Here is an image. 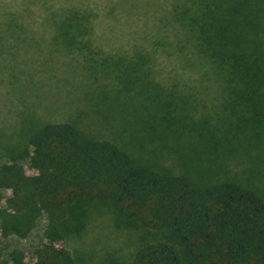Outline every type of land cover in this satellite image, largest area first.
Instances as JSON below:
<instances>
[{
  "label": "trees",
  "instance_id": "16d2710c",
  "mask_svg": "<svg viewBox=\"0 0 264 264\" xmlns=\"http://www.w3.org/2000/svg\"><path fill=\"white\" fill-rule=\"evenodd\" d=\"M38 2L39 34L28 4L0 10V84H32L16 57L48 33L78 57L97 113L23 111L16 137L0 126L3 234L45 217L33 260L0 245V264H80L56 241L101 210L151 235L129 264H264V0H170L130 53L94 43L88 6ZM161 53L179 70L164 73Z\"/></svg>",
  "mask_w": 264,
  "mask_h": 264
},
{
  "label": "rangeland",
  "instance_id": "374dc122",
  "mask_svg": "<svg viewBox=\"0 0 264 264\" xmlns=\"http://www.w3.org/2000/svg\"><path fill=\"white\" fill-rule=\"evenodd\" d=\"M169 1L51 0L53 6L80 3L91 8L94 11V43L106 51L128 53L131 52L133 43L146 42L152 35L156 17L162 14ZM129 2L136 3V6L128 7ZM38 3V0H0V10L18 9L28 4L30 14L25 20L36 30V34H39L41 9ZM41 39L37 46L20 45L16 57V62H20L16 65L17 71L31 72L32 84H27L21 91L18 90L22 78L24 80L23 74L20 81H17V86L14 83L11 87L7 82L0 84V126L5 133L15 137L20 132V129L16 128L23 111H34L42 120L72 118L80 124L94 120L97 113L93 97L88 95L87 77L80 70L78 57L50 43L48 33L43 34ZM173 56L167 53H161L159 56L158 61L164 73L168 70H179L172 60ZM96 130L98 129H91ZM4 160V157H0V163ZM19 163L27 175L34 173L27 157L20 159ZM10 194L9 189L0 188L2 204ZM90 216L91 219L84 223L83 227L78 226L75 232H71L67 240L56 241L58 246H67L80 264H129L140 240L144 237L151 238V235L136 223L115 217L109 211L101 210ZM32 223L25 235L11 232L3 234L0 226V245L21 248L25 259L32 261L34 249L44 240V214L37 213Z\"/></svg>",
  "mask_w": 264,
  "mask_h": 264
}]
</instances>
